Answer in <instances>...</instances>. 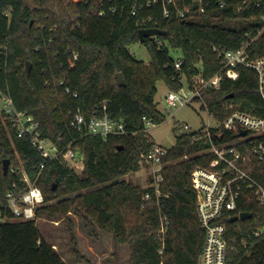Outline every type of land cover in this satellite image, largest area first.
Wrapping results in <instances>:
<instances>
[{
    "label": "trees",
    "instance_id": "1",
    "mask_svg": "<svg viewBox=\"0 0 264 264\" xmlns=\"http://www.w3.org/2000/svg\"><path fill=\"white\" fill-rule=\"evenodd\" d=\"M146 1L0 0V93L16 110L33 117L43 136L59 145L74 140L84 154L79 173L58 161L41 170L42 158L29 137H18L0 113V215L12 218L5 194L25 189L24 172L44 197L36 215L59 219L71 211L90 219L111 233L116 244L129 246V264H199L204 231L190 174L196 165L219 166L212 154L204 152L207 140L191 141L187 133L176 136L162 157L159 207L150 202L142 208L143 193L154 196V190L122 177L144 165L141 155L153 143L143 132L145 122L157 125L165 120L154 101L157 81L177 91L183 78L188 84L196 74L209 79L222 68L214 47L235 50L255 36L248 53L253 59L264 57V0L258 7L257 0H204L203 13L197 12L192 0H182L178 6L191 9L183 18L173 6L165 17L161 3L146 5ZM141 28L164 31L144 39L146 62L128 49L139 42ZM170 48L180 52L179 68ZM236 70L235 79L223 77L218 89H204L193 98L218 120L229 111L226 105L245 111L261 105L256 72L243 66ZM116 73H121L123 85H118ZM102 102L110 117L123 121L125 134L81 136L71 128L74 113L89 117L100 111ZM3 159H9L6 172ZM237 211L251 217L236 223L226 220L230 235L237 230L246 234L264 220V207L250 192L242 195ZM159 212L168 221L162 234ZM252 242L234 255L239 264H264V238ZM0 264L65 262L41 237L35 219H29L0 222Z\"/></svg>",
    "mask_w": 264,
    "mask_h": 264
},
{
    "label": "built area",
    "instance_id": "2",
    "mask_svg": "<svg viewBox=\"0 0 264 264\" xmlns=\"http://www.w3.org/2000/svg\"><path fill=\"white\" fill-rule=\"evenodd\" d=\"M181 1L147 0L146 5L161 3L165 17L171 13L169 6H173L176 15L183 18L191 14V9L188 5L179 7L178 4ZM192 2L196 3L197 12L205 11L207 4H204V0H192ZM243 2L247 3L248 0ZM223 4L224 2L221 1L220 5ZM260 4L259 0L255 2L257 7ZM260 32L261 30L258 34ZM254 39L256 36L249 38L235 50H220L214 47L222 62V68L218 73L209 79L196 74L192 77L191 84L186 83V86L177 91L167 90L164 95L167 105L165 112L172 116L171 108H179L193 101V98L199 97L204 89H218L223 77L235 79L238 75L236 70L238 66L254 70L258 77V92L261 99L259 107L245 111L234 109L232 104L226 105L225 108L229 111L222 120L210 114L215 118L214 125L187 132L191 141H199L202 138L207 140L209 147L204 152L212 154L219 165L216 168L212 163L208 167L196 165L190 174L197 198L196 213L204 231L199 264H239L240 260L235 259L234 255L242 248H246L248 243L252 244V238L257 240L264 238V220L250 232L244 234L243 231L237 230L234 235H230L225 222L226 220L230 222L232 216H238L241 213L237 211V204L245 192L252 193L256 202L264 207V57L254 59L250 57L248 47ZM76 55L74 54V57ZM181 63V59H177L174 65L179 68ZM59 84H62V81H59ZM66 91H69L67 87ZM73 95L76 96V93ZM100 106V111H94L89 117L79 111L74 113L69 121L71 128L79 131L81 136L89 134L106 138L110 135L125 134L123 121L110 117L106 102H102ZM0 113L4 120L11 122L16 128L18 137L23 135L29 137L30 143L42 158L41 170L47 163L58 161L75 171H82L84 154L75 145L74 140L65 145H59L43 136L33 117L16 110L11 99L3 93H0ZM154 125L151 121H146L143 132L148 133L149 128ZM182 128L189 130L187 124H184ZM57 140L60 141L61 138L58 137ZM168 149L153 140L149 149L141 155L142 162L150 167L149 185L145 189L154 190V196L150 191L143 193L142 208L150 202L159 207L162 157ZM22 176L26 187L20 191L10 190L5 194L6 208L10 211L12 219H34L36 208L44 203V197L35 182L30 181L24 172ZM0 218L2 219L1 215ZM159 218L161 224L159 233L162 234L165 232L168 221L161 212H159ZM238 221L243 220L237 219L231 223Z\"/></svg>",
    "mask_w": 264,
    "mask_h": 264
},
{
    "label": "rangeland",
    "instance_id": "3",
    "mask_svg": "<svg viewBox=\"0 0 264 264\" xmlns=\"http://www.w3.org/2000/svg\"><path fill=\"white\" fill-rule=\"evenodd\" d=\"M128 49L135 58L145 62L148 61L149 55L143 43H133ZM170 55L177 59L180 57V52L170 48ZM182 81V87L186 86L184 78ZM156 87L157 92L154 101L158 110L164 113L165 120L148 130L149 136L155 142L170 148L175 144L176 136L179 134L196 131L215 124V118L206 109L201 108L202 103L200 101H190L179 108H171L170 111L173 113L171 116L165 112L167 105L164 95L168 88L162 81H157ZM184 124L189 126V130L186 131L182 128ZM76 171L80 172V170ZM149 177L150 167L144 164L137 172L127 174L122 179L130 181L141 188H146L149 185ZM34 219L41 237L53 246L65 264L130 263L129 246L127 244H116L111 233L98 227L88 218H81L69 211L65 217L59 219L44 214L36 215ZM4 220L16 221V219L9 217L0 218V222Z\"/></svg>",
    "mask_w": 264,
    "mask_h": 264
},
{
    "label": "water",
    "instance_id": "4",
    "mask_svg": "<svg viewBox=\"0 0 264 264\" xmlns=\"http://www.w3.org/2000/svg\"><path fill=\"white\" fill-rule=\"evenodd\" d=\"M159 34H164V31L159 29V28H141L138 30V40H139V42L143 43L144 39L146 37H153V36H156ZM30 67H31V64L29 62L26 63V66H25L26 73H29ZM116 80H117L118 85L124 84L123 77H122L121 73H116ZM242 134H244V132H242ZM8 165H9V159H3L2 167H3L4 172L7 171ZM250 216H251V214L249 212H241V213H239L238 216H236V215L232 216L230 218V222H234L237 219L245 220V219L250 218Z\"/></svg>",
    "mask_w": 264,
    "mask_h": 264
}]
</instances>
